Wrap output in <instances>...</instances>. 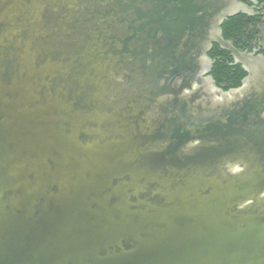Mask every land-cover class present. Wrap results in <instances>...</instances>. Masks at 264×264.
Masks as SVG:
<instances>
[{
  "label": "water",
  "instance_id": "1",
  "mask_svg": "<svg viewBox=\"0 0 264 264\" xmlns=\"http://www.w3.org/2000/svg\"><path fill=\"white\" fill-rule=\"evenodd\" d=\"M253 10L0 0V264H264V54L221 29Z\"/></svg>",
  "mask_w": 264,
  "mask_h": 264
},
{
  "label": "trees",
  "instance_id": "2",
  "mask_svg": "<svg viewBox=\"0 0 264 264\" xmlns=\"http://www.w3.org/2000/svg\"><path fill=\"white\" fill-rule=\"evenodd\" d=\"M246 19L247 16L239 14L227 19L221 27L223 38L240 51L250 49L258 34L255 25L248 23ZM208 56L214 61L210 75L218 87L226 91L240 86L246 74L239 65H232L233 59L228 52L214 44ZM224 82L230 84L223 86Z\"/></svg>",
  "mask_w": 264,
  "mask_h": 264
},
{
  "label": "flooded vegetation",
  "instance_id": "3",
  "mask_svg": "<svg viewBox=\"0 0 264 264\" xmlns=\"http://www.w3.org/2000/svg\"><path fill=\"white\" fill-rule=\"evenodd\" d=\"M243 3L250 7H253L252 15L247 16L246 21L250 24H254L258 31L257 39L253 41L250 49H247V53L255 52V54H264V0H241ZM233 66H237L233 61ZM240 66V65H239ZM230 84L228 82L222 83L223 86Z\"/></svg>",
  "mask_w": 264,
  "mask_h": 264
}]
</instances>
